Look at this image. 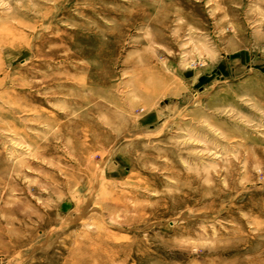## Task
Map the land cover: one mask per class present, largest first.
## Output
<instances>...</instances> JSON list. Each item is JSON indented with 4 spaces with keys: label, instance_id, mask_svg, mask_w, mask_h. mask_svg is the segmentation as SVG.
Wrapping results in <instances>:
<instances>
[{
    "label": "rangeland",
    "instance_id": "374dc122",
    "mask_svg": "<svg viewBox=\"0 0 264 264\" xmlns=\"http://www.w3.org/2000/svg\"><path fill=\"white\" fill-rule=\"evenodd\" d=\"M0 264H264V0H0Z\"/></svg>",
    "mask_w": 264,
    "mask_h": 264
}]
</instances>
